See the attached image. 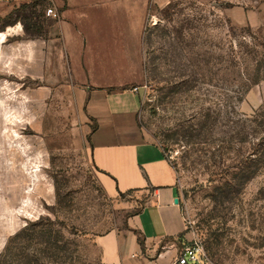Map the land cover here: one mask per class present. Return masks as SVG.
<instances>
[{"label":"rangeland","instance_id":"rangeland-1","mask_svg":"<svg viewBox=\"0 0 264 264\" xmlns=\"http://www.w3.org/2000/svg\"><path fill=\"white\" fill-rule=\"evenodd\" d=\"M13 5L0 12V43L49 35L45 6ZM142 37L146 80L127 98L137 100L141 125L177 171L205 262L264 264V157L246 177L259 142L249 117L264 108V75L252 83L264 53V0H151ZM8 56L0 59L3 71L14 65ZM14 76H0L2 264H99L95 238L126 227L146 197L108 195L72 92L39 91L32 82L22 92ZM20 243L28 257L19 258Z\"/></svg>","mask_w":264,"mask_h":264},{"label":"crops","instance_id":"crops-1","mask_svg":"<svg viewBox=\"0 0 264 264\" xmlns=\"http://www.w3.org/2000/svg\"><path fill=\"white\" fill-rule=\"evenodd\" d=\"M15 2L52 7L58 16H49L45 38L0 43V59L11 51L14 62L8 70L0 67V76L15 75L11 83L22 92L31 82L39 91L72 92L77 119L88 129L91 162L108 195L146 197L126 227L95 238L99 264H176L194 236L177 171L141 125L137 100L127 98L137 97L146 80L142 36L151 0H0V12Z\"/></svg>","mask_w":264,"mask_h":264},{"label":"trees","instance_id":"trees-1","mask_svg":"<svg viewBox=\"0 0 264 264\" xmlns=\"http://www.w3.org/2000/svg\"><path fill=\"white\" fill-rule=\"evenodd\" d=\"M264 75V53L260 54V59L257 62L256 65V70L255 73L253 74V78H252V83H257V81L259 80V77L261 74ZM250 123H251V130L253 133V137L257 138L259 142L253 143L251 146V151L252 153H250V157H249V165L246 166L248 168H246V172H247V176L246 177H251L255 172L256 169L261 165V159L262 157H264V108L259 109L258 111H256L251 117H249ZM223 142L221 143V145H225V141L222 140ZM165 151V150H164ZM166 153V152H165ZM167 155V154H166ZM168 157V156H167ZM130 192V191H129ZM126 193V194H129ZM78 232L80 233H86L87 231L83 230V229H76ZM49 234H52L51 232H49ZM26 233L24 231H21L19 234V239L22 238L24 239L26 237ZM60 241V240H58ZM47 244H49L50 242H46ZM48 247H46L42 252L43 254H50V252H48ZM57 250L60 251L63 254H66L64 257L68 258L70 255L69 253L66 251V247H61L59 245L56 246ZM41 250H35L32 251L33 255L35 256V259L37 258L39 260L40 256L42 257V253L40 252ZM19 253V258L21 259L22 257H28V254L30 252L26 251V248L23 247V245L20 243V249L18 251ZM53 255V254H52ZM8 256V249L7 251H5L0 257V264H2V262L4 261V259ZM57 257L59 258V255H57Z\"/></svg>","mask_w":264,"mask_h":264},{"label":"built area","instance_id":"built-area-1","mask_svg":"<svg viewBox=\"0 0 264 264\" xmlns=\"http://www.w3.org/2000/svg\"><path fill=\"white\" fill-rule=\"evenodd\" d=\"M48 16L57 17L58 12L49 7L45 12ZM201 237L194 232L193 238L182 246V250L176 260V264H199L206 259Z\"/></svg>","mask_w":264,"mask_h":264},{"label":"water","instance_id":"water-1","mask_svg":"<svg viewBox=\"0 0 264 264\" xmlns=\"http://www.w3.org/2000/svg\"><path fill=\"white\" fill-rule=\"evenodd\" d=\"M175 202H178V198L175 199Z\"/></svg>","mask_w":264,"mask_h":264}]
</instances>
